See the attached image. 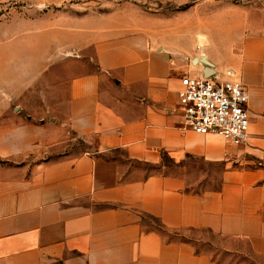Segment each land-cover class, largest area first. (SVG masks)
I'll list each match as a JSON object with an SVG mask.
<instances>
[{
  "label": "crops",
  "instance_id": "1",
  "mask_svg": "<svg viewBox=\"0 0 264 264\" xmlns=\"http://www.w3.org/2000/svg\"><path fill=\"white\" fill-rule=\"evenodd\" d=\"M76 29L51 46L45 66L66 56L81 70L67 84L66 121L50 110V121L24 118L9 107L20 95H0V264H225L167 241L144 217L245 242L264 257V16H248L236 44L211 62L213 74L224 80L232 70L248 90L244 145L185 125L181 80L205 70L184 64L179 49L149 32ZM75 141L92 151L66 154ZM166 159L184 175L131 170ZM194 162L218 168L217 187L187 191L191 181L215 179L193 176L186 165Z\"/></svg>",
  "mask_w": 264,
  "mask_h": 264
},
{
  "label": "rangeland",
  "instance_id": "2",
  "mask_svg": "<svg viewBox=\"0 0 264 264\" xmlns=\"http://www.w3.org/2000/svg\"><path fill=\"white\" fill-rule=\"evenodd\" d=\"M251 14L257 19L264 16V0H0V95L9 99L20 95V100L10 101L9 107L24 118L32 115L36 122L50 121L51 115L46 117L50 110L57 122L66 121L67 84L72 74L81 70L66 56L58 66L45 69L51 46L59 44L62 34L72 35L77 27L84 28L87 35L99 27L118 29L127 35L149 32L152 40L160 39L179 49L184 64L198 65L204 72L208 67L194 60L209 56L213 63L224 57L226 49L236 44ZM201 36L208 43L201 41ZM91 151L88 143L75 141L65 153ZM62 156L56 154L53 159ZM186 167L193 168V176L201 177L210 171L215 177L214 181L189 182L188 192L200 193L218 186V168L196 162ZM132 169L145 176L184 175L182 167L169 159L160 166L133 164ZM143 222L162 233L167 241H186L215 261L264 264V257L251 254L245 242L231 241L206 230H170L150 217H144ZM227 246L233 252L225 251Z\"/></svg>",
  "mask_w": 264,
  "mask_h": 264
},
{
  "label": "built area",
  "instance_id": "3",
  "mask_svg": "<svg viewBox=\"0 0 264 264\" xmlns=\"http://www.w3.org/2000/svg\"><path fill=\"white\" fill-rule=\"evenodd\" d=\"M232 70L222 80L185 76L181 80L179 105L185 125L200 135H220L233 144L244 145L249 138V94Z\"/></svg>",
  "mask_w": 264,
  "mask_h": 264
},
{
  "label": "water",
  "instance_id": "4",
  "mask_svg": "<svg viewBox=\"0 0 264 264\" xmlns=\"http://www.w3.org/2000/svg\"><path fill=\"white\" fill-rule=\"evenodd\" d=\"M200 62L201 64H204L205 66H207L208 68H206V70H205V73H204V75L205 76H207V77H211L212 75H213V70H212V66H213V64L204 56V57H202L200 60H197V59H195L194 60V63L195 62Z\"/></svg>",
  "mask_w": 264,
  "mask_h": 264
},
{
  "label": "trees",
  "instance_id": "5",
  "mask_svg": "<svg viewBox=\"0 0 264 264\" xmlns=\"http://www.w3.org/2000/svg\"><path fill=\"white\" fill-rule=\"evenodd\" d=\"M152 219H154V218H152ZM208 232H210V231H208ZM211 233V232H210ZM212 234V233H211ZM173 242V241H172ZM179 242H186V241H179ZM188 243V242H187ZM198 252V251H197ZM198 253H200V252H198ZM218 262V261H217ZM219 263H223V262H219Z\"/></svg>",
  "mask_w": 264,
  "mask_h": 264
}]
</instances>
